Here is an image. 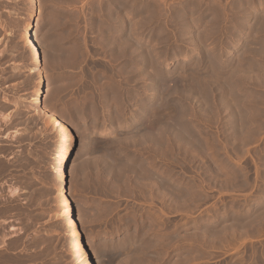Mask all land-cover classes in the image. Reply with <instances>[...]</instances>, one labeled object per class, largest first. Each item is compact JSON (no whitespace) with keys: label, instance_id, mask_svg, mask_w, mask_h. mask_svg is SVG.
Masks as SVG:
<instances>
[{"label":"rangeland","instance_id":"obj_1","mask_svg":"<svg viewBox=\"0 0 264 264\" xmlns=\"http://www.w3.org/2000/svg\"><path fill=\"white\" fill-rule=\"evenodd\" d=\"M34 1L0 0V264H85L66 195L99 264H264V0ZM153 88L158 151L126 141ZM53 113L75 134L66 195Z\"/></svg>","mask_w":264,"mask_h":264},{"label":"bare ground","instance_id":"obj_2","mask_svg":"<svg viewBox=\"0 0 264 264\" xmlns=\"http://www.w3.org/2000/svg\"><path fill=\"white\" fill-rule=\"evenodd\" d=\"M102 1V0H101ZM113 1V0H112ZM109 1V2H112ZM116 1V0H115ZM118 1V0H117ZM159 1V0H158ZM30 2L32 3V8H35V12H36V2L34 0H30ZM97 2V1H96ZM121 2V1H120ZM126 2V0H125ZM129 1H127L128 3ZM140 2V0H139ZM138 2V4H139ZM160 2V1H159ZM101 3V2H100ZM105 3V2H104ZM114 3V2H113ZM113 3L111 4L113 6ZM118 3V2H117ZM116 3V4H117ZM134 3V2H133ZM98 4V3H97ZM102 4V3H101ZM106 4V3H105ZM109 4V5H110ZM143 4V3H142ZM122 5V3H121ZM126 6V3L124 4ZM159 5V4H158ZM31 6V5H30ZM29 6V7H30ZM98 6V5H97ZM102 6V5H101ZM115 6V4H114ZM123 6V5H122ZM161 6V5H160ZM137 7V6H136ZM143 7V6H142ZM155 7V6H154ZM159 7V6H157ZM183 7V6H182ZM119 8V7H118ZM125 8V7H124ZM164 8V6H163ZM238 8V7H237ZM126 9V8H125ZM152 9V8H151ZM159 9V8H158ZM98 10V9H97ZM102 10V9H101ZM108 11V9H106ZM111 10V9H110ZM117 10V8H116ZM123 10V9H122ZM127 10V9H126ZM142 10V9H141ZM100 11V8H99ZM139 11V10H138ZM109 12V11H108ZM115 12V10L113 11ZM122 12V11H121ZM124 12V11H123ZM111 13V12H109ZM118 13V12H116ZM130 13V11H129ZM139 13V12H138ZM90 14V13H89ZM120 14V13H119ZM93 15V14H92ZM113 15V13H112ZM191 15V14H190ZM198 15V14H197ZM126 16V15H125ZM184 16V15H183ZM195 16V15H194ZM240 16V15H239ZM32 14H30V19H32V23L27 24L26 27V46L28 48V52H29V56L31 59V67L30 70L31 72L37 73L38 76H42V61H41V55L39 52V48H38V35H37V24L38 22L36 21V23H33V18H32ZM120 17V16H119ZM167 17V16H166ZM172 17V16H171ZM174 19V18H173ZM95 20V19H94ZM98 20V19H97ZM115 21V20H114ZM127 23V22H126ZM237 23V22H236ZM114 24V22H113ZM112 24V25H113ZM150 24V23H149ZM160 24V23H159ZM118 25V24H117ZM123 26V25H122ZM133 26V25H132ZM137 26V25H136ZM129 27V26H128ZM164 27V26H163ZM92 28V27H91ZM177 28V27H176ZM122 29V28H121ZM194 30V29H193ZM102 31V30H101ZM151 32V31H150ZM101 35V34H100ZM183 35V34H182ZM104 36V35H103ZM119 36V35H118ZM116 39V38H115ZM121 39V38H120ZM117 41V40H116ZM190 41V40H189ZM107 42V41H106ZM229 43V42H228ZM100 45V44H99ZM139 45V44H138ZM177 45V44H176ZM181 46V45H180ZM235 46H231L230 49H232ZM146 48V47H145ZM149 49V48H148ZM229 49V50H230ZM131 51V50H130ZM155 51V50H154ZM230 52V51H228ZM111 53V52H110ZM121 55V54H120ZM153 55V54H152ZM125 56V55H124ZM114 57V55H113ZM140 59V58H139ZM117 61V60H116ZM121 61V60H120ZM112 66V65H111ZM150 68V67H149ZM121 70V69H119ZM204 71V70H203ZM115 73V72H114ZM120 73V72H119ZM140 73V72H139ZM116 74V73H115ZM121 74V73H120ZM128 74V73H127ZM119 75V74H118ZM117 76V75H116ZM141 76V75H140ZM125 77V76H124ZM153 77V76H152ZM142 78V77H141ZM144 80V79H143ZM215 80V79H214ZM118 82V81H117ZM144 82V81H143ZM116 83V82H115ZM150 83V82H149ZM105 84V83H104ZM108 84V83H107ZM130 84V83H129ZM218 84V83H217ZM168 85V84H167ZM174 85V84H173ZM109 86V85H108ZM146 86V85H145ZM159 86V85H158ZM193 86V85H192ZM158 88V87H157ZM137 89V88H136ZM40 84H38V86L34 89V98H33V104L35 106L40 105V97H41V91H40ZM120 90V89H119ZM131 90V89H130ZM223 91V90H222ZM165 92V91H164ZM132 93V92H131ZM163 93V92H162ZM204 93V92H203ZM160 94V92H159ZM151 97L149 99L146 100H141V102L139 104H141V108H139V112L137 117L135 118V120L133 122H139L140 124L137 126V132H141V135H139L138 139H127L126 141L128 142H133L137 143L139 142L140 145L142 146L141 149H152L153 151H158L160 149H162L161 147L163 146V148L165 147V145H170L171 146V137L169 135H166L164 133L159 132V127L158 124L160 121V115H159V103L157 101V95H156V91L153 88L152 93L150 94ZM161 97V96H160ZM110 99V98H109ZM163 99V98H162ZM114 100V99H113ZM161 100V99H160ZM163 103V102H162ZM171 104V103H170ZM177 105V104H176ZM187 105V104H186ZM189 105V104H188ZM150 106V107H149ZM116 107V106H115ZM163 107V106H162ZM36 108V107H35ZM105 108V107H104ZM125 108V107H124ZM131 108V107H130ZM161 108V107H160ZM159 108V109H160ZM177 108V107H176ZM148 109H150V117L151 119L148 120V122H142L143 117H145V115L148 113ZM165 110V109H164ZM196 110V109H194ZM227 110V109H226ZM161 111V110H160ZM170 113V112H169ZM177 113V112H176ZM132 114V113H131ZM7 115V114H6ZM166 115V114H165ZM200 115V114H199ZM111 116V115H110ZM171 116V115H170ZM169 116V117H170ZM49 117L53 123L54 129L55 131H57L58 134H61L65 137V143L63 144L62 148H61V162H60V179L58 182V190L61 194L66 195L67 194V188L69 185V182L71 180L72 177V163L74 160V149L76 147V141H75V134L74 132L71 130V127L69 124L65 123L62 119H60L59 117H57L56 115L53 114H49ZM149 117V116H147ZM146 117V118H147ZM163 117V116H162ZM161 117V118H162ZM167 117V116H166ZM202 118V117H201ZM169 119V118H168ZM193 119V118H192ZM218 119V118H217ZM197 120V119H196ZM117 121V120H116ZM162 121V120H161ZM172 121V120H171ZM174 121V120H173ZM227 122V121H226ZM204 123V121H203ZM6 124V123H5ZM136 124V123H135ZM172 124V122H171ZM229 125V124H228ZM112 127V126H111ZM118 127V126H117ZM162 127V126H161ZM108 128V127H107ZM226 128V127H225ZM119 129V128H118ZM127 129V128H126ZM134 129V128H133ZM163 129V128H162ZM204 129V128H203ZM114 129H107L106 133L109 132L111 133ZM193 130V129H192ZM134 131V130H133ZM183 133V132H182ZM139 134V133H138ZM197 134V133H196ZM201 134V133H200ZM85 135V134H84ZM131 135V133H130ZM86 136V135H85ZM120 136V135H119ZM189 136V134H188ZM200 136V135H199ZM212 136V135H211ZM132 137V136H131ZM184 137V136H183ZM204 137V136H203ZM10 139V138H9ZM194 139V138H192ZM177 140V139H176ZM209 140V139H208ZM105 141V140H104ZM181 141V140H180ZM188 141V140H187ZM176 143V142H175ZM180 143V142H179ZM135 145V144H134ZM137 145V144H136ZM180 145V144H179ZM126 146V145H125ZM169 146V147H170ZM165 147V148H167ZM179 148V147H178ZM85 150V149H84ZM151 150V152H152ZM183 150V149H182ZM143 151V150H141ZM169 151V150H168ZM84 152V151H83ZM135 152V151H134ZM143 153V152H142ZM146 153V152H145ZM153 154V153H150ZM149 154V155H150ZM156 155V154H155ZM150 157V156H149ZM143 171V170H142ZM152 172V171H151ZM167 172V171H166ZM170 173V172H169ZM150 174V173H149ZM155 174V173H154ZM166 174V173H165ZM148 175V174H146ZM145 175V176H146ZM151 175H153L151 173ZM150 175V176H151ZM156 176V175H155ZM154 176V177H155ZM144 178V177H143ZM150 178V177H148ZM159 178V177H157ZM170 178V177H169ZM139 179V178H138ZM146 179V178H145ZM155 179V178H154ZM136 180V179H135ZM153 180V178H152ZM157 180V179H156ZM160 180V178H159ZM169 181V180H168ZM136 182V181H134ZM138 182V181H137ZM158 183V182H157ZM168 183V182H167ZM123 184V183H122ZM135 184V183H134ZM138 184V183H137ZM179 184V182H178ZM166 186V185H165ZM172 186V185H171ZM128 190L132 191V192H137V194L141 195H150L151 192H155V189L157 187V184L153 181H149V180H144V179H140L139 180V184L137 185H127L125 186ZM161 188V187H160ZM163 188V187H162ZM166 188V187H165ZM167 188H171V187H167ZM126 189V191H128ZM157 190H159V188H157ZM168 190V189H167ZM129 191V192H130ZM166 191V190H165ZM176 191V190H175ZM158 192V191H156ZM161 192V190H160ZM163 192V191H162ZM169 192V191H168ZM166 192V193H168ZM15 193V192H13ZM12 193V194H13ZM159 193V192H158ZM165 193V195H166ZM171 193V191L169 192ZM177 193V192H175ZM132 194V193H131ZM135 194V193H134ZM155 195H157L155 193ZM171 195V194H170ZM170 195H169V199H170ZM174 195V194H173ZM177 195V194H176ZM70 196V195H69ZM66 195V198H64V206H65V212L69 215V227L73 233V235L77 238L76 240V247L77 249L80 251V253L83 255L84 258V263L85 264H99V257L97 252L95 251V249L93 248V244L91 241V238H89L88 236H85L84 233L82 232V215L79 211V206L75 203V200L70 196ZM152 196V195H150ZM160 196V195H159ZM161 196H163V194H161ZM145 197V196H142ZM166 197V196H165ZM146 198H148V196H146ZM151 198V197H150ZM167 198V197H166ZM153 199H154V195H153ZM160 199V198H159ZM162 199V197H161ZM160 199V200H161ZM168 199V198H167ZM166 199V200H167ZM146 200V199H145ZM150 200V199H149ZM165 200V198L163 199V201ZM169 201V200H168ZM167 201V202H168ZM162 202V200H161ZM166 202V201H165ZM173 202V201H172ZM166 206V205H165ZM228 228V227H227ZM121 229V228H120ZM223 229V227H222ZM10 230H14L13 227H10ZM9 231V230H8ZM226 231V230H225ZM228 231V230H227ZM121 232V230H115L112 233V236H116ZM223 234V233H222ZM136 235V234H135ZM206 235V234H205ZM208 235V234H207ZM210 235V234H209ZM228 235V234H227ZM214 236V235H213ZM198 237V236H197ZM206 238V236H205ZM199 239V238H198ZM203 239V238H202Z\"/></svg>","mask_w":264,"mask_h":264}]
</instances>
